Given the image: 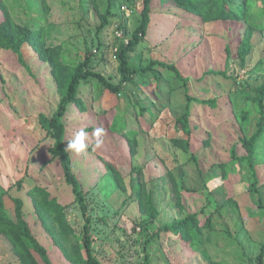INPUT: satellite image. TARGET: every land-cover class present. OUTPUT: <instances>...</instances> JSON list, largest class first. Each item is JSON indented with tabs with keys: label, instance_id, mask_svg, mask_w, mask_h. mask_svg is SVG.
Masks as SVG:
<instances>
[{
	"label": "rangeland",
	"instance_id": "1",
	"mask_svg": "<svg viewBox=\"0 0 264 264\" xmlns=\"http://www.w3.org/2000/svg\"><path fill=\"white\" fill-rule=\"evenodd\" d=\"M144 3L0 0V264H87L85 219L46 127L88 57L86 70L120 84L117 52ZM129 58L132 68L174 65L181 77L156 65L118 94L96 77L80 84L64 147L89 134L81 154L67 152L93 255L101 264H260L264 133L250 162L248 145L263 118L264 0H153ZM98 127L104 143L93 151Z\"/></svg>",
	"mask_w": 264,
	"mask_h": 264
},
{
	"label": "trees",
	"instance_id": "2",
	"mask_svg": "<svg viewBox=\"0 0 264 264\" xmlns=\"http://www.w3.org/2000/svg\"><path fill=\"white\" fill-rule=\"evenodd\" d=\"M153 0H145L144 9L142 11V22L140 26L135 30L133 37L129 40L128 44L124 47H121L117 52V58L120 60V73L122 74V79L119 85H113L108 83L106 79L99 73H94L93 71L86 70L90 66L91 59L88 57L86 61L80 65L78 71L71 77L68 90L66 95L63 97L58 112L56 116L48 123L46 127L51 131L52 136L55 140V145L51 149V153L54 157H59L63 163L64 175L67 184L72 187L73 193L75 195L76 201L81 206V210L85 219L84 226V238L83 245L85 247L86 252V263L87 264H101V262L93 255V246H92V218L87 211V199L86 195L77 175H75L73 170V164L70 155L66 151L65 144V134L66 127L64 124V119L66 117L67 112L71 108L72 104L79 101V87L82 81H87L91 77H96L100 79L102 84L112 93L118 94L122 91L124 86L128 84L132 78L140 73L149 72L154 66L159 65L162 67H166L167 69L174 70L176 75L181 77L180 72L176 69L174 65H167L163 62H152L149 66L145 68H132L130 66V54L133 53L136 48L142 43L143 39L146 37L148 32V27L150 24V11L152 7ZM110 16H111V5L107 11V14L103 18V23L99 27V31H102L110 24ZM191 99L188 98V101ZM258 102L261 107V112L263 114V118L259 123V129L257 133L252 137L249 142V162L252 161L256 154V145L257 142L261 139L264 133V85L259 90ZM186 108H189V104ZM189 110V109H188ZM186 111V114L181 118V120L185 123H189V112ZM233 158L237 159V151L233 150ZM18 216L21 220V229L23 230V234L34 242L33 236L30 232V227L28 223L23 219V214L20 212V207L18 209ZM152 217H156V211L152 212ZM38 251L45 255V251L38 247ZM264 259V246L262 248V252L260 255V264Z\"/></svg>",
	"mask_w": 264,
	"mask_h": 264
},
{
	"label": "clouds",
	"instance_id": "3",
	"mask_svg": "<svg viewBox=\"0 0 264 264\" xmlns=\"http://www.w3.org/2000/svg\"><path fill=\"white\" fill-rule=\"evenodd\" d=\"M104 131L105 130L102 127H98L92 133V136L95 138L93 151L99 149L104 143L103 140L100 139V137L104 135ZM88 136L89 134L86 131L83 129L79 130L75 137L67 143V151L74 152L77 155L81 154L87 147L86 140L88 139Z\"/></svg>",
	"mask_w": 264,
	"mask_h": 264
}]
</instances>
